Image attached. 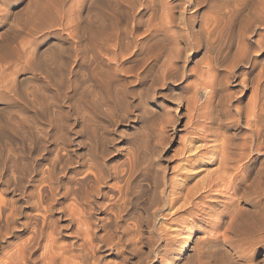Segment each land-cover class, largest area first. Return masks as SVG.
<instances>
[{
	"label": "bare ground",
	"instance_id": "1",
	"mask_svg": "<svg viewBox=\"0 0 264 264\" xmlns=\"http://www.w3.org/2000/svg\"><path fill=\"white\" fill-rule=\"evenodd\" d=\"M138 1L102 0L103 4L99 3L102 9L114 3L111 16H105L99 10L104 15H100L97 27L87 24L79 30L72 29L71 34L81 41L73 44L70 49L73 54H70L68 45L64 50L57 48L62 52L57 54L58 59L51 56L57 60L55 64L51 61L53 65L47 61L49 55L47 58L43 54L34 56V50L24 44L8 47L7 54L16 55L22 68L36 64L44 73V79L39 84L42 91L39 92L35 85L31 97L24 98L33 108L30 115L21 113L12 123L5 125L9 135L5 141L15 140V143L0 149V192L3 194L0 195V243L10 237L27 235L22 243L7 252L0 264H69L66 253L72 250L78 252L75 264H186L188 260L189 264H225L222 256L216 258L211 253L203 254L200 249L218 241L224 243L231 236L235 237L234 242L230 241V248L224 255H234V264H254L251 257L264 249V210L255 225L241 223L245 212L241 202H251V199L258 202V197L264 196L257 192L264 179L261 182L259 176L256 182L255 175H252L262 172L255 166L258 170L253 173L252 166L258 155L264 152V62L259 63L257 58L264 49V0H224L219 5L210 4L208 0H142L139 8ZM79 2L83 7V0ZM70 9H58L49 15L41 13L34 22L35 29L29 31L60 24L59 16L67 17ZM121 18L125 20L123 25L120 24ZM140 26L144 28L141 32L138 31ZM196 42L212 52V60L206 61L201 68V82L185 83L182 87L189 89L192 109L197 102L201 109L210 105L206 112L208 121L202 128L193 127L192 136L182 143L180 162L170 168L171 171L166 165L151 163L145 155L147 153L140 156L137 149L121 159L118 167L112 166L109 173L115 182H120L118 190H128L141 183L143 187L153 189L160 202L164 201L154 232L163 237L167 249L147 259L141 251L148 244L145 240L154 234L151 235L153 226L151 229L147 223L143 229L138 219L126 222L123 219L128 217L122 218L124 209L121 207L114 214L110 210L111 219L100 214L92 219L90 213L93 209L88 204L89 199H85L89 195L76 177L86 170V177L104 183V172L99 168L104 157L99 160L94 151L98 142L92 145L99 118L110 115L115 109H137L140 102L137 105L127 99L128 81L134 79L139 80L150 99L154 100L160 81L170 80L178 71L175 59L186 56ZM172 51H176V55L169 58ZM38 63H41L40 67ZM47 86H52L56 93L60 92L56 94L59 98L77 103L75 105L81 109V129L86 138L92 139L87 149L90 156L79 160L81 163H77L76 168H69L67 163L71 148L67 143L69 137L62 132L65 127L61 120L63 109L53 100L55 95L45 92ZM69 88L72 93L67 91ZM248 91L250 96L244 102ZM63 99H59L60 103ZM156 109L144 107L142 113L148 117L157 113ZM38 116H42L40 120L44 123H35L33 118ZM201 116L202 113L195 116L194 126ZM232 127L237 130H231L230 137L225 136ZM244 129L248 136L240 142L233 141L232 137ZM220 133L222 137L218 139L216 136ZM47 136L52 138V147L47 157L37 159V155L42 154L39 155V151L32 154L37 148L35 143ZM25 166L29 169L26 172L23 171ZM167 174L169 179L165 180ZM123 193H120L121 197ZM69 196L85 200L77 213L64 204ZM125 197L124 201L128 203ZM139 219L142 221L141 217ZM110 254L114 261H100L102 256ZM148 255L151 256L149 252Z\"/></svg>",
	"mask_w": 264,
	"mask_h": 264
},
{
	"label": "rangeland",
	"instance_id": "2",
	"mask_svg": "<svg viewBox=\"0 0 264 264\" xmlns=\"http://www.w3.org/2000/svg\"><path fill=\"white\" fill-rule=\"evenodd\" d=\"M76 1L78 2V0ZM76 1L75 0L74 1L73 0H5V1L0 0V86H1L0 87V94H1L0 95L1 96L0 97V149L6 148L10 144H12V146L14 145L15 140L12 141L8 140L10 141V143L8 142L9 144L5 141L7 140V138H9V135L6 133L5 125L8 124V122L12 123L14 120H16L17 117L21 115V113H24L22 115H26V114L30 115L29 113H31L33 108H31V106L29 105L28 103L29 101L26 102L24 98L28 100V98L31 97L30 93H33L34 88L36 87L39 88L40 82L42 81V79H44V73L41 71V68L38 69V67L35 66L36 64L33 66L31 65V67L28 66L29 68L28 67L22 68V63L17 59L16 55L9 54L10 55L9 56L7 54L8 49L11 47H17L19 44H24L25 46L28 47L29 50L31 49L34 50V56H36L37 54L38 55L43 54L42 56L47 58V56L49 55L47 61H50V63L52 61V63L55 64V60L58 59L57 54H60L62 52L61 50H59L60 48L64 50L68 45L67 47H70L69 48L70 51V49L74 46L73 44H76L77 41L78 42L81 41L76 36L71 34L73 31L72 29L79 30L84 25L87 24H89L90 26L92 25V27H97L99 24L98 21L100 20V15H102V13L104 12L106 14L105 16L109 17L113 13L112 12L113 6L115 8L114 3H112V6H110L109 8L102 9V7H100L103 4V3L101 4L102 0H93V1L90 0L89 2L87 0L85 1L83 0L82 3L83 7H80V2L77 3ZM223 1L224 0H208L210 4H214V5H219L220 3H223ZM138 2H137L138 4L136 5L139 8L141 6L142 0H139ZM70 5H72V7H70ZM124 7L126 10L127 9L126 6H123V9ZM58 9H63L64 11L66 9L67 10L70 9L69 10L70 15H68L67 17L59 16L60 24H55L51 27L43 28L41 30H33V32L29 31V29H32L33 27L35 29L34 22L38 20L39 15L41 13L49 15L50 12L53 13V11ZM204 9L205 6L202 7L200 10H198V12L200 13V11L202 12ZM99 10H102L103 12ZM125 10H123V12ZM126 11H128V9ZM95 14L96 16L97 14L99 15L98 16L99 19H97ZM91 18L94 20V23ZM87 19L89 20L90 23L91 22L92 23L91 24L88 23ZM121 19L122 20L120 21V24L123 25L125 23V20L123 18ZM194 26H197V24H195ZM143 29H144L143 26H140L138 28V31L141 32ZM189 51L186 52L187 53L186 56L181 55V57L175 59V62L178 65V71L177 70L175 71V75L173 77H170V80L165 81L166 84H164L165 82L160 81V84L157 85L155 90L156 95L154 97V100L150 99L151 98L150 95H148V92L147 90L144 89V86L140 85V83L138 82L139 80H135L130 74H127L130 79H134V81L132 82L128 81L127 87L129 89V92H127V99L133 104L138 105V103L139 102L140 103L137 109L133 107L130 108L128 111L115 109L114 112L110 113V115L108 116L104 115L102 118H99L100 121L98 123V128L96 127V131H94V138L96 141H94V138L93 140L86 138L85 131L81 129V125H82V119L80 113L81 109L78 105L77 106L75 105L77 103L75 102V104H73L72 102H69L66 98L63 99L61 96H60L61 98H59V96H56V94L60 92L56 93L55 89H52V86L46 87V89L48 87L49 88L45 90V92L47 91L46 93L48 95L50 94L52 96L55 95V97L54 96L53 97L56 99L53 98V100L57 101V104L60 105L61 110L63 109L62 111L64 114L62 116L64 117L61 116L62 117L61 120L63 119L62 123L65 124V127L66 126L69 127V128L67 127V129L63 127L62 130V132H65L67 137H69L70 139V141L67 142L69 143V148H71L68 154L70 158H68V155L67 158L69 160L70 159L72 160L69 161L67 159L68 162L67 161L66 162L68 163V167L76 168L79 166L78 164H80L83 159L90 156L89 152H87V149L90 147L89 144L91 140L93 142V143L91 142L93 146H95V144L98 142L94 147V151L96 152L97 157L99 156L98 159L100 158L99 160H101L102 157H104L101 160L103 162V165L101 163V167H99L102 168L104 172L102 173L103 174L102 176L105 178L104 183L103 182L97 183L93 181L94 179L91 176L86 177L85 176L87 174L86 170L83 171V174H81L82 173L81 172L80 174H78V176L76 175L77 176L76 178L79 179L80 184H82L80 186L82 187V189H85V191L90 196V197L88 196V198L85 199L86 200L89 199L88 204L91 205L93 209V211H91L90 213V217L92 219H95V217L97 215L99 216V214L100 216H103L105 219H111L109 218V216L111 215L113 218V215L109 214L111 212L110 210H112L114 214L117 211V208L121 207L124 209V211L122 212V218L124 216L128 217V219L124 218L123 220L129 222L131 220L133 221V219L134 221L135 219L136 220L138 219L137 221L142 225V227L144 226L143 229H145L147 225H148L147 227H150L152 225L153 229L151 228L152 226L150 227L152 229L151 235L153 234L152 232L155 231L154 227L158 226L157 223L160 214L159 212H161L164 207V201L163 200L162 202H160L161 200L159 201L156 192L153 189L146 188L145 186L144 189L143 184L141 183L140 184L136 183L137 186L140 185V187H137L136 184L132 186L135 189V191L133 190L132 187H129L128 190L125 188L118 190L119 185H121L120 182H115L114 178L109 173H111L112 171L111 168L112 166L118 167L121 162V159L128 156V153H134L137 149H139V152H141L140 156L146 155L150 159L151 163H158L161 166L166 165L168 169L171 171L170 168L175 167L177 163L180 162L179 153L181 151L182 143L192 136L191 134L194 131L193 127H195V129L202 128V126L206 124V121H208L207 118L208 115L206 114V112L210 109V105L209 106L207 105L206 107H203L201 109V107L197 104L199 102H197L195 107L192 109L190 105L192 104L191 103L192 99L189 98V89L183 88L182 85H184L185 83L192 85L201 82L200 80L201 68H203V66L206 64V61L212 60V52L207 51L204 46L200 45L197 42L194 43L193 46H191V49H189ZM53 52H55L56 55ZM71 53L72 52L70 51V54ZM52 55H54L56 59H54V57H51ZM175 55H176V51H172L168 57L171 58L172 56ZM257 55H258L257 58L259 59V63H263L264 49L260 50V53H258ZM52 58L54 59V61ZM52 63L51 65H53ZM40 64L38 65L39 67ZM35 85L36 87H34ZM40 90L41 89L39 88L38 91L40 92ZM69 90H67L69 93L73 92L72 88H69ZM67 91L66 94H69ZM248 96H250L249 91L246 93V98L244 99V102H246ZM148 98L150 100H147ZM57 99L58 100L63 99V101H61L62 103H60V100L58 101ZM151 100H153L151 104H148V102ZM64 101L67 104H71L72 107H70V105H67ZM144 107L145 108L147 107V110L149 108L151 109L152 107H156L158 108L155 110L157 113L154 114L151 113L149 114L148 117H144L145 115L144 113H142ZM26 111H28V113ZM136 112L137 114H135ZM198 113H202L203 116L199 118V121L194 126L195 116ZM41 117L42 116H38V118L37 117L35 118L32 117V118L34 119V121H36L35 122L36 124L40 125L44 123V121H41L43 119ZM163 125H166L164 126V129L162 127ZM64 128L66 131L64 130ZM160 128H162L163 130L160 131ZM233 129L237 130L236 127H232L230 128V131L228 133L229 135L225 133V136L230 137V133L233 131ZM3 131L5 132L6 135L4 134ZM16 132H18L17 134H19L20 131L18 130ZM16 132H13L12 134H14V136L17 137L18 135L16 134ZM243 132L240 131L238 132V134L236 133L235 134L236 137L235 136L232 137L233 141L240 142L243 140L244 137L246 138L248 136V133L247 131L245 132V129ZM63 136L64 138H66L64 133ZM216 137L220 139V137H222L221 133L217 134ZM51 139L52 138L50 136H47L46 138H44V140L43 139L38 140V143H35L36 146L35 145L34 146L37 148H34L35 151L33 150L32 154L34 155L38 151H39V155L42 154L41 156L37 155L36 157L37 159L43 157L45 158V156L46 157L48 156L47 155L48 150L52 147ZM39 145H42L45 148L43 149V147L42 146L40 147ZM101 145L102 147H104L103 149H101L102 148ZM97 146L100 147L97 148ZM144 153L147 154L144 155ZM255 166L257 168L259 167V169L262 170V172L261 173L259 172L260 175H258L259 173H256L257 175L256 174H252V175L253 176L255 175L256 178L254 179H256V182L257 179L260 178H262L261 182H263L264 176L262 175H264V168H263L264 152L258 155L255 165L252 166L253 173L258 170ZM260 166L262 169L260 168ZM21 170H23V167ZM28 170L29 169L27 168V166H25L23 171L26 172ZM165 176H166L165 180L169 179L168 174ZM259 176L261 177L259 178ZM262 184L264 185V183L260 184L261 190L260 188H258L257 190L259 195L260 194L264 195V189H263L264 187L262 188L263 186ZM138 188L141 189L139 190ZM131 189L133 190V192H131L132 191ZM136 189L138 190L136 191ZM120 193H123L122 197ZM118 194L119 196H117ZM0 195L3 196L1 192ZM124 197L125 199H127V202L129 201L130 203L129 202L125 203L126 200L124 201ZM119 199L122 200L120 201L121 203L119 202ZM83 201L85 200L84 199L80 200L78 198L75 199L69 196L64 200V204L66 206H69V209L77 213L79 209L82 208L80 204L84 206V204L82 203ZM259 201L261 202L263 201V202L261 203ZM112 202L115 204L112 205ZM249 202L250 201L241 202V205L243 206L241 207L246 209V210L243 209V212L244 211L245 212L242 213L243 216L241 218V223L243 224L249 223V225H255L256 223H258L259 220L258 218H260L262 210H264V206H262L264 205V196L260 195L258 197V202L256 201L258 203L257 207L255 206L256 202H254L252 199L250 203L252 204L254 202L253 203L254 206H252L253 204L251 205ZM85 204L87 203L85 202ZM121 204H124V207L126 209L122 207L123 205L121 206ZM114 205L116 206L115 210H114L115 208ZM261 206L263 208H261ZM258 207L261 209V211L260 209L258 211L257 209ZM152 210L155 213L152 212ZM256 213L258 214V217H256L257 216ZM140 217L142 221H140L139 219ZM145 219L147 220L145 221ZM254 219L256 220V222L254 221ZM88 220L91 221V219L89 218ZM83 229L85 228L83 227ZM154 234H153L154 238H152L153 236L150 235L151 238L149 237V239L145 240L148 244L147 245L145 244L142 247L141 255L147 259L153 258L155 254L158 253L160 254L165 249H167V247L164 245L162 239L163 237H161L157 232H154ZM26 235L27 234H21L16 238L10 237L7 238L6 242H3L2 244L0 243V260H5L6 258L5 256L7 252L11 251V248H13L14 245L16 246V244L22 243V241L25 240ZM85 237H87V235ZM231 238L232 240H230ZM230 239L226 238L225 239L226 242L224 243L223 242L219 243L218 241L214 244H211L210 247L207 245L208 248L207 247L202 248L200 249V252L203 254L211 253L215 255L216 258L222 256L224 263L226 262L225 264L227 263L230 264L231 262H232L231 264H234L233 261H236L234 255L233 256H229L228 254H226L227 256L224 255V253L226 252L225 250L230 248L229 246L231 243L230 241L234 242L235 237L231 236ZM235 243L239 244V242L236 241ZM74 251L72 250L66 253L68 254V259L70 260L68 261L69 264H75L78 261V258L76 257V255H78L77 254L78 252H76L77 250ZM147 251L149 252V254H151V256L148 255ZM251 258H253L254 264H264V249L258 250L256 254ZM113 259H114L113 255L110 254L107 256L105 255L102 256L100 258V261L105 260L111 262ZM188 261L186 264L190 263V262L188 263Z\"/></svg>",
	"mask_w": 264,
	"mask_h": 264
}]
</instances>
